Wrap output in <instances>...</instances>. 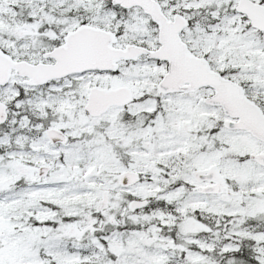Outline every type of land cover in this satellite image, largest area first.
<instances>
[{"label":"snow or ice","instance_id":"obj_1","mask_svg":"<svg viewBox=\"0 0 264 264\" xmlns=\"http://www.w3.org/2000/svg\"><path fill=\"white\" fill-rule=\"evenodd\" d=\"M0 264H264V0H0Z\"/></svg>","mask_w":264,"mask_h":264}]
</instances>
